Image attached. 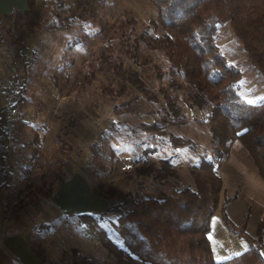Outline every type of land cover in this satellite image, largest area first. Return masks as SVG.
<instances>
[{"label": "rangeland", "instance_id": "374dc122", "mask_svg": "<svg viewBox=\"0 0 264 264\" xmlns=\"http://www.w3.org/2000/svg\"><path fill=\"white\" fill-rule=\"evenodd\" d=\"M78 7L85 9L81 18L58 17ZM161 32L150 0H25L24 9L0 17V82L12 71L24 74L23 103L32 107L19 127L21 143L9 152V209L32 201L27 207L35 212L29 213L31 219L39 216L42 209L34 201L50 194L76 164L108 205L131 207L140 197L165 196L191 184L189 166L201 156L214 160L207 109L187 106L188 84L150 45V37ZM216 44L241 69L240 96L252 104L264 102V77L246 59L228 22L218 25ZM161 89L178 97L172 100L176 113ZM57 95L68 97L60 101ZM143 122H158L167 134L188 138L191 144L173 147L167 135L140 129ZM235 145L243 148L239 141ZM162 159L168 160L170 172L156 170ZM150 166L152 171H143ZM240 199L230 208L238 223L250 206L256 210L250 199ZM116 216L109 212L100 223L123 246L113 228ZM239 235L226 227L219 206L207 232L214 259L244 250L247 241ZM28 236L49 264H73V249L76 264H150L130 253L109 254L97 235L75 218H58L37 233L31 228Z\"/></svg>", "mask_w": 264, "mask_h": 264}, {"label": "trees", "instance_id": "16d2710c", "mask_svg": "<svg viewBox=\"0 0 264 264\" xmlns=\"http://www.w3.org/2000/svg\"><path fill=\"white\" fill-rule=\"evenodd\" d=\"M157 10L162 32L150 37V45L161 52L169 66L189 86L187 106L207 109L210 143L215 158L201 156L189 166L191 184L173 188L165 196L146 195L133 201L131 207L108 205L99 213H81L76 220L92 230L101 246L111 255L126 253L150 264H264V214L255 235L247 234L250 217L247 210L238 224L227 215V204L235 196L221 198L223 180L218 164L228 157L232 144L239 141L253 160L257 173L264 179V102L252 104L240 96L241 69L228 61L216 44L218 25L229 23L241 42L246 59L264 77V0H150ZM85 9L78 7L63 17L81 18ZM25 82L18 93L22 100ZM167 104L176 113L172 100L175 94L161 89ZM153 135L168 136L173 147L188 146L190 139L167 134L158 122L139 124ZM40 143L33 149L37 154ZM156 170L170 172L169 162L162 159ZM217 162V163H215ZM10 169V168H9ZM153 170V167L143 171ZM158 172L157 176H164ZM10 173L8 171L7 181ZM96 194L102 198L101 192ZM221 206L222 220L231 231L247 241L248 248L223 260H215L207 236L210 218ZM116 213L113 228L120 238L119 246L101 225V218ZM50 224L32 227V233L47 229ZM239 228V230H238ZM28 240L31 242L30 238ZM73 264L78 252L73 249ZM83 256V261L86 259Z\"/></svg>", "mask_w": 264, "mask_h": 264}, {"label": "crops", "instance_id": "0c3cea01", "mask_svg": "<svg viewBox=\"0 0 264 264\" xmlns=\"http://www.w3.org/2000/svg\"><path fill=\"white\" fill-rule=\"evenodd\" d=\"M24 8L25 0H0V17ZM17 69L21 68L18 67ZM2 89L3 84L0 82V100ZM26 90L24 87L22 92L23 98L19 104L23 116L22 124L26 123V119H24L26 117L25 112L26 110H30L31 107V105L29 107L24 105V103L27 104ZM57 97L61 101L65 100L68 95H57ZM29 100L27 99V101ZM32 106L35 108L34 103ZM20 128L22 129V127ZM20 128L13 148L19 146L21 143V138H19ZM217 167L223 180L221 198L224 194L226 196H235L227 204L226 212L228 217L231 219L230 208L241 200L240 197L250 199L252 201L251 205L256 208L253 211V208L250 205V207L248 206L250 217L245 230L248 235L253 236L257 224L261 219V214L264 212V179L257 173L253 160L246 149L244 147H237L235 142L232 144L226 160L220 162ZM8 190L7 185L5 188L0 189V264H49L28 240L29 231L33 226L43 223L51 224L52 221L62 217L71 220L81 213H99L108 206V200L96 194L90 179L79 164L71 166L65 178L56 185L50 194L43 197L40 196L34 201L42 209L39 216H34V219L31 218L35 212L27 208L33 203L32 201L20 207L9 209L12 205L9 203L10 194ZM6 210H8V213H6ZM39 217L46 219L50 223L45 221L37 224L35 219ZM252 217H256L252 226L253 233L249 231ZM233 222L238 223V221ZM247 248L248 244L246 248L244 247V250ZM262 252H264V244H262ZM223 259L227 258L221 256L218 260Z\"/></svg>", "mask_w": 264, "mask_h": 264}, {"label": "built area", "instance_id": "2783aa9c", "mask_svg": "<svg viewBox=\"0 0 264 264\" xmlns=\"http://www.w3.org/2000/svg\"><path fill=\"white\" fill-rule=\"evenodd\" d=\"M25 82L21 72L7 74L2 79L0 100V189L7 185L10 168L9 152L14 147L23 116L19 108L18 93Z\"/></svg>", "mask_w": 264, "mask_h": 264}]
</instances>
